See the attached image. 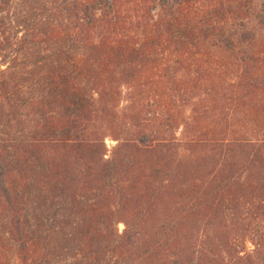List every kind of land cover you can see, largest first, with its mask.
Masks as SVG:
<instances>
[{
  "label": "trees",
  "instance_id": "1",
  "mask_svg": "<svg viewBox=\"0 0 264 264\" xmlns=\"http://www.w3.org/2000/svg\"><path fill=\"white\" fill-rule=\"evenodd\" d=\"M0 16V264H264V0Z\"/></svg>",
  "mask_w": 264,
  "mask_h": 264
},
{
  "label": "rangeland",
  "instance_id": "2",
  "mask_svg": "<svg viewBox=\"0 0 264 264\" xmlns=\"http://www.w3.org/2000/svg\"><path fill=\"white\" fill-rule=\"evenodd\" d=\"M0 17H1V16H0ZM5 22H6V21H5ZM0 66H2L1 68L4 69L6 65H3V64L0 63ZM105 143H106V146H107L108 149L114 145V142H112V141H110V140H106ZM122 229H123V225H122V224H119V225H118V231L121 232ZM68 259H69V258H68ZM67 262H68V261H67Z\"/></svg>",
  "mask_w": 264,
  "mask_h": 264
}]
</instances>
